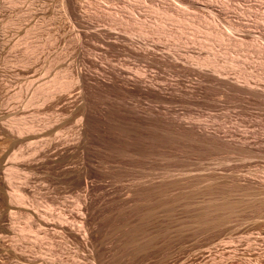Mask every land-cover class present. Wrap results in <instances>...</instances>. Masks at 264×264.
<instances>
[{"label": "rangeland", "instance_id": "1", "mask_svg": "<svg viewBox=\"0 0 264 264\" xmlns=\"http://www.w3.org/2000/svg\"><path fill=\"white\" fill-rule=\"evenodd\" d=\"M154 1L0 0V264H264V0Z\"/></svg>", "mask_w": 264, "mask_h": 264}, {"label": "bare ground", "instance_id": "2", "mask_svg": "<svg viewBox=\"0 0 264 264\" xmlns=\"http://www.w3.org/2000/svg\"><path fill=\"white\" fill-rule=\"evenodd\" d=\"M130 1V0H129ZM135 1H137V0H135ZM145 1V0H144ZM148 1H151V0H148ZM168 1V0H167ZM176 1H178V2H180V3H184V5L186 4L190 9H192V11H193V16L192 17H194L193 19H186L187 17L185 16V12H184V14H182V12H180L179 10H177V11H179L182 15H184L183 17H182V15L181 14H178L177 13V11H175L176 10V8H175V10L173 9V10H170V8H168L167 9V7L166 8H163V7H165L164 5L162 6L161 5V7H159V4H158V6L157 7H159V8H155L154 6V8H152L151 7V10H149V8H148V10L149 11H152L154 14L153 15H157L158 17V19H157V21L156 20H154V21H156L155 23H152V24H149V23H146L145 24V21H144V24H140L139 22H136V24H137V26H138V32H139V34H149V33H151L152 31L151 30H153L155 27L157 28V29H161L162 30V32L163 33H165L164 35H166L167 34V32L165 31V27H167L168 28V26L169 25H178V28H179V26L182 24V22H184L185 20H184V18L186 19V21H188L187 23V26L189 27V30L188 31H192V32H196V33H201V35H203V37H201L200 39L201 40H204V41H206V44H205V47H207L209 50H212L211 49V46H212V44H214V43H224V44H227V45H233L232 46V48H234V44L233 43H235L236 44V42L235 41H233V39H231L232 37H229V36H227L226 35V33L224 34V32L222 33V31L220 32V30L218 29L217 30V27H216V25H214L215 23H214V21L210 24V23H208V22H205L203 19L204 18H202L201 17V14L199 15V11H198V5H196V1L198 2V0H195V1H193V0H176ZM203 1H205V0H203ZM208 1V0H207ZM206 1V2H207ZM216 1V0H215ZM138 2H140V1H138ZM153 2H155L154 0H153ZM166 2V1H165ZM199 2H200V0H199ZM205 2V3H206ZM134 3V2H133ZM137 3V2H136ZM152 3V2H151ZM150 3V4H151ZM167 3V2H166ZM179 3V4H180ZM200 3H202V2H200ZM208 3V2H207ZM206 3V4H207ZM213 3H214V1H213ZM216 3V2H215ZM225 3V2H224ZM140 4V3H139ZM143 4V3H142ZM168 4V3H167ZM173 4V3H172ZM204 6H205V4L204 3H202ZM210 4V3H209ZM208 4V5H209ZM212 4V3H211ZM211 4H210V6H211ZM113 5V4H112ZM207 5V6H208ZM214 5H216V4H214ZM221 5V8H222V4H220ZM90 6V5H89ZM134 6H137V5H134ZM140 6H141V4H140ZM150 6V5H149ZM168 6H170V5H168ZM207 6H206V8H203V9H207ZM217 6V5H216ZM232 6V5H231ZM116 7V6H115ZM131 7V6H130ZM139 7V6H138ZM144 7V6H143ZM203 7V6H202ZM213 7V6H212ZM215 7V6H214ZM219 7V6H218ZM217 7V8H218ZM223 7H227V5L226 6H223ZM91 8V7H90ZM134 8V7H133ZM172 8V7H171ZM135 9V8H134ZM209 9V8H208ZM207 9V10H208ZM215 10H218V9H216V7L214 8ZM213 9V10H214ZM237 9V8H236ZM133 10V9H132ZM147 10V11H148ZM210 10V9H209ZM213 10H211V12H213ZM223 8H222V12H223ZM228 12H230V10L231 9H226ZM134 11H136V10H134ZM206 11V10H205ZM233 11V10H232ZM232 11H231V13H232ZM237 11V10H236ZM243 11V10H242ZM241 11V12H242ZM247 11V10H246ZM245 10H244V12H246ZM248 11H249V9H248ZM247 11V12H248ZM151 12V13H152ZM215 12V11H214ZM219 12H221V10L219 11ZM239 12H240V10H239ZM244 12H242V14H244ZM125 13H126V11H125ZM127 13H128V11H127ZM131 13V12H130ZM201 13V12H200ZM203 13V12H202ZM218 13V12H217ZM225 13H227L226 11H225ZM224 13V14H225ZM234 13V12H233ZM238 13V12H237ZM237 13H236V15H237ZM249 13H251V12H249ZM248 13V14H249ZM253 13V12H252ZM257 13V12H256ZM255 13V14H256ZM191 14H192V12H191ZM190 14V15H191ZM204 14V13H203ZM203 14H202V16H203ZM219 14V13H218ZM218 14H216V16L218 15ZM230 13H228V15H229ZM245 14H247V13H245ZM247 14V15H248ZM258 14V13H257ZM187 15V14H186ZM188 15H189V13H188ZM187 15V16H188ZM233 15V14H232ZM232 15H231V17H232ZM125 16V15H124ZM128 16H130V15H127V17ZM200 16V17H199ZM220 16H222V15H220ZM230 16V15H229ZM241 16H243V15H241ZM246 16V15H245ZM253 16V15H252ZM257 15H255V17H256ZM101 17V16H100ZM114 17V16H113ZM132 17V16H131ZM225 17V16H224ZM235 17V16H234ZM123 18V17H122ZM156 18V17H155ZM189 18V17H188ZM191 18V17H190ZM202 18V19H201ZM241 18V17H240ZM240 18H238V19H240ZM118 19V18H117ZM120 19V18H119ZM229 19H230V17H229ZM257 19L259 20V21H261V22H264V15H261V16H257ZM124 20V19H123ZM128 20V19H127ZM126 20V21H127ZM132 20V19H131ZM135 20V19H134ZM137 20V19H136ZM182 20H184V21H182ZM231 20V19H230ZM241 20V19H240ZM243 20V19H242ZM246 20V19H245ZM125 20H124V22H126ZM138 21V20H137ZM153 21V20H152ZM153 21V22H154ZM185 21V22H186ZM210 21V20H209ZM232 21H234V20H232ZM236 21V20H235ZM250 21V20H249ZM253 21V20H252ZM256 21V20H255ZM117 22V21H116ZM123 22V23H124ZM143 22V21H142ZM151 22V21H150ZM231 22V21H230ZM246 22V21H245ZM244 21H243V23H245ZM258 22V21H257ZM257 22H255V24L257 23ZM260 22V23H261ZM114 23H115V20H114ZM118 23H121L122 24V21L120 20V21H118ZM128 23H130V22H128ZM181 23V24H180ZM233 23V22H232ZM246 23H248V22H246ZM249 23H251V22H249ZM121 24H119V26H121ZM126 24L127 23H125V27H126ZM134 24V26H136V24L135 23H133L132 22V25ZM240 24H242L241 22H238V20L235 22V23H233V27H235V28H237V27H239L240 26ZM262 24V23H261ZM118 25V24H117ZM183 25V24H182ZM248 25V24H247ZM250 25V24H249ZM260 24H258V25H256V26H259ZM115 26V25H114ZM123 26V25H122ZM121 26V27H122ZM127 26H128V24H127ZM131 26V25H130ZM153 26H155V27H153ZM184 26H186V25H184ZM242 26H243V24H242ZM251 26V25H250ZM254 26V25H253ZM252 26V27H253ZM260 26H262V25H260ZM264 26V25H263ZM124 27V26H123ZM151 27H153V29H151V30H149ZM181 27H183V26H180V29H182ZM241 27V26H240ZM239 27V28H240ZM245 28H246V25L244 26ZM249 27V26H248ZM252 27H250V28H252ZM255 27V26H254ZM127 28V27H126ZM130 28V27H129ZM132 28H133V26H132ZM229 28H232V27H230L229 26ZM243 28V27H242ZM180 29L178 30V32L180 31ZM183 29H186V27L185 28H183ZM232 29H234V28H232ZM241 29V28H240ZM239 29V30H240ZM135 30V29H134ZM156 30V29H155ZM168 30V29H167ZM171 30V29H170ZM234 30H236V29H234ZM123 31H124V29H123ZM132 31V30H131ZM137 31V30H136ZM135 31V33H137ZM157 31V30H156ZM159 31V30H158ZM186 30H184V34L183 33H181V34H183V35H185V34H187V33H189L188 31H187V33L185 32ZM224 31V30H223ZM251 31V30H250ZM127 32H128V29H127ZM126 32V33H127ZM133 32V31H132ZM132 32H131V34H132ZM153 32H155V31H153ZM160 32V31H159ZM162 32H161V34H162ZM158 33V32H157ZM169 33V32H168ZM171 33V32H170ZM172 33H173V29H172ZM176 33V32H175ZM130 34V33H129ZM156 34V33H155ZM180 34V33H179ZM191 34V33H190ZM193 34V33H192ZM235 34V33H234ZM264 34V33H263ZM125 35V34H124ZM150 35H152V34H150ZM159 35V33L156 35V36H158ZM163 35V34H162ZM171 35V34H170ZM175 35V34H174ZM183 35H182V37H183ZM200 35V36H201ZM172 36V35H171ZM187 36V35H186ZM191 36V35H190ZM189 36V37H190ZM193 36H194V34H193ZM196 36V35H195ZM231 36V35H230ZM248 36H251V35H248ZM247 36V37H248ZM160 37V36H159ZM170 37V36H169ZM177 38H178V36H176ZM179 37H181V36H179ZM192 37V36H191ZM251 37H253V35L251 36ZM161 38V37H160ZM163 38V37H162ZM187 38V37H186ZM193 38V37H192ZM132 39V38H131ZM183 39V38H182ZM194 39V38H193ZM175 40V39H174ZM192 40V39H191ZM197 40V39H196ZM196 40H194V42L196 41ZM236 41H238L237 39H235ZM246 40V39H245ZM252 40V39H251ZM176 41V40H175ZM179 41V40H178ZM181 42L183 41V40H180ZM203 41V42H204ZM133 42V41H132ZM154 42V41H153ZM180 42V43H181ZM187 42V41H186ZM185 42V43H186ZM193 42V41H192ZM200 42V41H199ZM198 42V43H199ZM239 42V41H238ZM237 42V43H238ZM246 42V41H245ZM158 43V42H157ZM178 44H180L179 42H177ZM188 43V42H187ZM241 43V41L239 42V44ZM243 43H244V41H243ZM132 44V43H131ZM163 44V43H162ZM197 44V43H196ZM195 44V45H196ZM223 44V45H224ZM238 44V45H239ZM176 45V44H175ZM185 45V44H184ZM201 45H202V42H201ZM247 45V44H246ZM252 45V44H251ZM226 46V45H225ZM237 46V45H236ZM245 46V45H244ZM244 46H242V48L244 47ZM252 46H254V45H252ZM202 47L203 48H205L203 45H202ZM213 47V46H212ZM255 47H257V46H255ZM254 47V48H255ZM186 48V47H185ZM230 48V47H229ZM236 48V47H235ZM242 48H240L239 47V49H242ZM245 48V47H244ZM249 48V47H248ZM201 49V48H200ZM237 49H238V47H237ZM257 49V48H256ZM262 48H260V49H258L257 51L259 52V50H261ZM264 49V48H263ZM248 51H249V49H247ZM251 50H253V49H251ZM255 50V49H254ZM205 51V50H204ZM240 51V50H239ZM244 51H246L245 49H244ZM209 52V51H208ZM218 53V52H217ZM255 53H256V51H255ZM262 53V52H261ZM176 54V53H175ZM174 54V55H175ZM212 55H213V53H212ZM257 55V54H256ZM215 56V55H214ZM213 56V57H214ZM218 56V55H217ZM259 56V55H258ZM262 56V55H261ZM212 57V56H211ZM220 57V56H219ZM182 58V57H181ZM189 58V57H188ZM187 58V59H188ZM199 58V57H198ZM206 59L208 58V60H202V61H200L199 59H197V57H195V58H193V56H192V59H197V61H198V66L200 65L201 66V68H202V66H205L204 67V69L206 68V66H208V69H209V67L210 68H212V69H217L218 71H219V68H221V67H219L220 66V64H217L215 61H213V60H211V59H209V57L207 56V57H205ZM177 59V58H176ZM185 59V58H184ZM191 58H189V60H190ZM214 59V58H213ZM217 60V59H216ZM176 61V60H175ZM191 61H193V60H191ZM218 61V60H217ZM190 62V61H189ZM196 62V61H195ZM234 62V61H233ZM233 62L231 61L230 63H232V65L233 66H235L234 64H233ZM197 63V62H196ZM218 63H220V60H219V62ZM227 64V63H226ZM226 64H225V66H226ZM248 64V63H247ZM263 64V63H262ZM232 65H229V66H232ZM200 66H199V68H200ZM222 67L224 66V64H222L221 65ZM196 67V66H195ZM226 67H228V66H226ZM201 70V69H200ZM202 70H203V68H202ZM201 70V71H202ZM205 70H207V68L205 69ZM210 70V69H209ZM217 70H216V72L214 71L213 73H215V74H217V73H220V72H217ZM225 70V69H224ZM221 71V70H220ZM206 73V72H205ZM216 76V75H215ZM260 77V76H259ZM232 81V80H231ZM246 83V82H245ZM243 86V85H242ZM259 96V95H258Z\"/></svg>", "mask_w": 264, "mask_h": 264}]
</instances>
